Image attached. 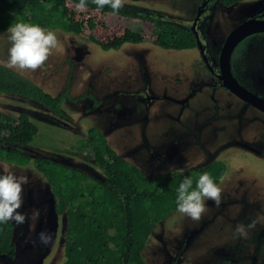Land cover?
<instances>
[{"label":"rangeland","instance_id":"1","mask_svg":"<svg viewBox=\"0 0 264 264\" xmlns=\"http://www.w3.org/2000/svg\"><path fill=\"white\" fill-rule=\"evenodd\" d=\"M203 1L125 0L124 4L189 26ZM253 2L210 1L213 10L210 7L201 17L206 28L205 36L200 32L203 43L209 42L213 51L220 47L230 31L253 13ZM10 26L0 28V62L4 64L11 47ZM45 30L56 34L58 47L40 69L23 74L51 93L68 86L71 96L91 92L99 103L94 105L86 96L62 100L65 115L60 116L37 100L1 92L3 113H27L38 125L29 143L15 146L31 157L50 156L97 175L96 164L77 148L88 127L95 126L119 155L148 176L220 159L226 169L216 183L221 189L219 207L206 200L199 221L178 209L169 212L149 235L141 251L144 262L264 264V221L248 229L246 236L235 232L237 224L247 226L264 217V111L226 90L224 83L198 85L193 90L196 82L211 74L198 46L176 49L140 41L103 49L71 31ZM140 91L148 93L142 101L136 95ZM3 165L29 179L19 211L30 216L39 209L40 216L36 222H14L15 248L11 254L0 253V264H63L67 219L65 213L55 211L51 185L31 162L0 159V174ZM42 231L51 234V244L40 242Z\"/></svg>","mask_w":264,"mask_h":264},{"label":"trees","instance_id":"2","mask_svg":"<svg viewBox=\"0 0 264 264\" xmlns=\"http://www.w3.org/2000/svg\"><path fill=\"white\" fill-rule=\"evenodd\" d=\"M239 0H223L230 4ZM0 0V28L14 22L59 28L84 36L103 49L118 48L124 42L147 41L166 48L196 46L195 31L172 19H162L124 4L118 11L98 7L87 0ZM135 22L140 27L133 26ZM0 62V93L32 98L57 115L64 116L62 100L83 96L99 100L91 92L71 96L68 86L51 93L37 82ZM38 125L27 113L6 115L0 110V159L26 164L40 170L53 191L54 208L65 213L67 230L63 264H145L141 251L156 224L177 209L178 187L186 177L193 180L207 172L215 183L226 164L215 159L184 170H170L151 176L119 155L102 130L89 126L78 149L90 158L98 174L59 162L50 156L31 157L15 145L29 143ZM14 222L0 223V253L11 254Z\"/></svg>","mask_w":264,"mask_h":264},{"label":"clouds","instance_id":"3","mask_svg":"<svg viewBox=\"0 0 264 264\" xmlns=\"http://www.w3.org/2000/svg\"><path fill=\"white\" fill-rule=\"evenodd\" d=\"M98 7H111L118 11L124 6L125 0H92ZM87 0H79L76 8L85 10ZM8 40L11 47L8 50L6 67L14 69L21 74L25 71L40 69L49 58L53 49L58 47L55 33L46 31L38 24L14 22L8 28ZM29 183L27 176H17L3 165V174H0V223L14 221L17 225L26 223L29 219L36 222L40 216L39 209H33L31 215L21 213L23 205V186ZM177 209L193 221H199L206 211V200L213 201L217 207L221 204V189L211 176L205 172L199 176L193 188V180L186 177L178 187ZM264 221V217L253 220L249 225L237 224L235 232L239 236H246L247 230L254 228L256 223ZM40 242L49 245L53 242L51 234L41 232Z\"/></svg>","mask_w":264,"mask_h":264},{"label":"flooded vegetation","instance_id":"4","mask_svg":"<svg viewBox=\"0 0 264 264\" xmlns=\"http://www.w3.org/2000/svg\"><path fill=\"white\" fill-rule=\"evenodd\" d=\"M210 1L212 0H204L203 6L201 5L199 7V14L195 21V27L193 23L189 25L190 28L192 29L194 28V30L195 29L198 30L199 37H200V32H202V34L205 36V31H206L205 21L201 17L203 16V13L205 11H207L210 7L212 8ZM234 3L235 2L230 4H226V3L225 4L231 5ZM251 8L253 13L250 16L246 17V19L249 18L264 19V0H254ZM200 20H202L201 24H200ZM200 40L202 42L203 47H201L198 44L196 46H198L200 54L204 60V63L211 74L210 77H206L205 79H201L200 81L196 82L195 83L196 86L194 85L193 90L196 89L198 85L200 86L205 84H213L217 86L216 84L218 83H222V84L224 83L223 79L218 75L222 73L221 49L223 47L224 42L220 47H216L215 50L213 51V47L209 45V42L204 44L201 37ZM204 52L206 53L208 60L205 58ZM230 66L234 76L239 80V82L247 89L254 92L264 100V31H257L250 33L249 35L245 36L235 46L231 54ZM224 87L226 90H229L230 92L236 94L228 86L224 85ZM147 94H148L147 91H140L136 93V95L140 98L141 101L142 98ZM237 96L240 97L239 95ZM240 98L243 99L244 101H247L242 97ZM255 107L260 111H264L257 106ZM79 168L85 169L83 167H79ZM14 229H15V225H14ZM14 248H15V244H14Z\"/></svg>","mask_w":264,"mask_h":264},{"label":"water","instance_id":"5","mask_svg":"<svg viewBox=\"0 0 264 264\" xmlns=\"http://www.w3.org/2000/svg\"><path fill=\"white\" fill-rule=\"evenodd\" d=\"M193 25L195 27V22L193 23ZM194 31L198 45L203 47L199 37L198 30L195 29ZM257 31H264V19H256V18L245 19L230 31L221 49L222 73L218 75L223 79L224 84L228 86L233 92H235L240 97L246 99L248 102H251L253 105L264 110V100L260 98V96H258L257 94H255L254 92L250 91L245 86H243L239 82V80L234 76L230 66V58L235 46L245 36L249 35L252 32H257ZM204 55L205 58L207 59V55L205 52Z\"/></svg>","mask_w":264,"mask_h":264}]
</instances>
